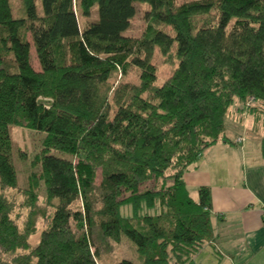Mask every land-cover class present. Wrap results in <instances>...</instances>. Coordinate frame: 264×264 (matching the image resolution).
<instances>
[{"label": "trees", "instance_id": "obj_1", "mask_svg": "<svg viewBox=\"0 0 264 264\" xmlns=\"http://www.w3.org/2000/svg\"><path fill=\"white\" fill-rule=\"evenodd\" d=\"M141 2L146 26L126 37ZM19 4L0 0V264H193L217 234L209 187L192 198L183 173L232 107L264 110V0ZM154 49L177 65L159 84ZM12 126L42 134L23 187ZM122 243L135 260L116 261Z\"/></svg>", "mask_w": 264, "mask_h": 264}, {"label": "crops", "instance_id": "obj_2", "mask_svg": "<svg viewBox=\"0 0 264 264\" xmlns=\"http://www.w3.org/2000/svg\"><path fill=\"white\" fill-rule=\"evenodd\" d=\"M243 115L251 119L244 127L245 133L249 128L257 132L254 127L261 119L239 108L232 113L238 125H242ZM261 138L253 135L244 136L243 141H234L224 131L223 139L204 149L183 173V181L192 198L197 199L198 187H209L217 234L214 240L200 248L193 264H264Z\"/></svg>", "mask_w": 264, "mask_h": 264}, {"label": "rangeland", "instance_id": "obj_3", "mask_svg": "<svg viewBox=\"0 0 264 264\" xmlns=\"http://www.w3.org/2000/svg\"><path fill=\"white\" fill-rule=\"evenodd\" d=\"M186 1H191V0H175V3L181 4ZM35 4H37V0H35ZM9 5L11 8V16L13 17L21 16L20 13L21 6L19 4V0H9ZM133 7L135 13L130 18L129 26L127 27V29H125L122 32L124 36L129 38L140 37L142 35V31L146 26V21H144L143 19V13L144 11H146L147 5L141 2V3H134ZM95 17H96V13L94 12V10H91L89 15L86 17H83L79 13H76V19L79 29L81 28L82 25H84V23L86 24V22L95 20ZM161 29L163 31H167L171 33V31L168 30L167 27ZM25 38L29 40L27 34L25 35ZM170 55L171 58L172 57L175 58V53L173 51L170 52ZM29 60L33 70L37 71L38 70L37 60L35 59L34 50L31 46L29 47ZM166 60H170V58H168V56L167 57L162 56L161 54L158 53L157 49H154L150 63L152 64V66L155 67V75L157 77L156 83L158 84L164 81L168 77V75L171 74L173 69L177 66L175 59H173L171 63H167ZM135 76L136 73L133 70L126 76V80L133 81L136 78ZM254 110H255L254 113L255 117L258 118L260 117L261 121L255 124L256 126L254 128L257 132H254L251 128H249L248 133L246 134L244 131L245 129L244 127H246L245 125L251 121L250 117L249 116L244 117L243 115L242 125H238L239 122H237L236 118L233 117L232 114H230L236 112L232 107L231 111L226 116L225 127H224L226 135L231 140L243 141L244 136H253V135L259 138L264 137V114H263L264 110H261L259 107L258 109H254ZM258 110H260L259 116L256 114ZM235 121L237 122L236 125H235ZM234 126L237 127V129H233ZM8 128H9L8 131L9 139H11V150H12L11 161L13 162L15 168L16 180L18 186L23 187L25 185L24 181L26 175L29 172L28 171L29 169L28 162L30 161L29 159L32 158V156L35 155L36 152L38 151L37 148L39 146V141L42 138L41 137L42 134L36 131L33 132L31 130H28L25 127L21 128V127L12 126ZM7 194L11 195L14 198L18 195L16 191L15 192L9 191ZM38 198L40 199L41 196H39ZM36 240H37L36 235H34L30 237L29 241L31 244H34ZM120 246L121 247H118V250H116L115 253L112 254L118 258L116 259V261H118L120 258L135 260L134 258L135 256H133L134 255L133 245H131L130 243H126V244L122 243ZM109 260L110 258L108 257V259H105L103 261V264L104 263L108 264L107 262Z\"/></svg>", "mask_w": 264, "mask_h": 264}, {"label": "water", "instance_id": "obj_4", "mask_svg": "<svg viewBox=\"0 0 264 264\" xmlns=\"http://www.w3.org/2000/svg\"><path fill=\"white\" fill-rule=\"evenodd\" d=\"M37 102H41V103H43V100L37 99Z\"/></svg>", "mask_w": 264, "mask_h": 264}]
</instances>
